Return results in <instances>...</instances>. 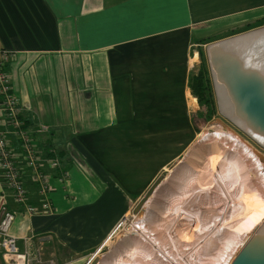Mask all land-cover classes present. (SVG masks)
<instances>
[{"label":"crops","instance_id":"0c3cea01","mask_svg":"<svg viewBox=\"0 0 264 264\" xmlns=\"http://www.w3.org/2000/svg\"><path fill=\"white\" fill-rule=\"evenodd\" d=\"M262 23L264 0H0L21 117L48 127L37 145L49 140L68 173L53 182L48 215L23 213L0 182L20 251L91 264L160 173L195 148V39Z\"/></svg>","mask_w":264,"mask_h":264},{"label":"bare ground","instance_id":"6f19581e","mask_svg":"<svg viewBox=\"0 0 264 264\" xmlns=\"http://www.w3.org/2000/svg\"><path fill=\"white\" fill-rule=\"evenodd\" d=\"M257 32H263L262 34H264V28H261V30L259 31H254L252 34L256 35ZM255 37L256 36H253L249 41L240 42V44L236 42L231 43L230 45V48L232 49L234 54L239 56L241 59H245L243 62H245L246 67L248 68L250 62L253 61L251 53L253 52L254 54H256V56L259 55L258 53L254 52L256 51L254 45H261L262 43V39H259L258 36L256 38ZM261 47L262 49H264V43ZM227 59H230L229 54H227ZM258 62L259 65L262 66L264 71V58L260 57V60H258ZM214 87L216 91L215 93L217 96V102L219 104V112L222 116L225 117L227 116L228 109L231 107V101L228 97V94L225 93L220 81H218L217 83L215 81ZM209 129V131H205L200 135L201 141L198 143L199 146H204L206 144L215 142L216 144L222 146V150H227V156H224L221 152L218 151L214 152V156L211 155V157H208L206 160H201L202 163H197L198 166H200L198 168L202 169L204 172L206 170H209V172L212 171L210 172V181H204L205 183H207L206 187H202L201 185L197 186L196 189L192 188L193 191L188 192L187 196H185V199L181 202L178 211H182L183 216L184 214L194 215L193 213H200V216L198 215L199 220L197 224L189 226L185 225L187 227V230L198 231V229H201L200 232H202L203 235L200 236L201 238H197H204V240L202 241L203 246L200 247L204 248V246L208 245L209 240H211V243L214 244L216 241L219 242V244L217 242L218 246H216L215 252H211L210 255L208 254V258L206 257V262L212 261V264H229V260L236 255L237 251L240 249L242 243L246 240V237H248V235L259 231L264 233V225H260L262 218L264 217V171L257 159L239 141L236 135H234L233 133L231 134V132H228V130L224 129L222 126H212V128L210 127ZM261 143L262 145H264V141H262ZM228 154H231L230 159H233L244 165V167L246 168V172L249 174L247 178L246 175L244 176V174L240 172L241 170H238V167H234V165L233 167H231L230 165L228 166L226 164V161L229 159ZM194 167L183 171V177L186 179L191 178V175L195 170ZM186 179H184V183L185 181L187 182ZM183 182H181V184ZM176 189L178 190V187ZM234 190H236V195H234L233 197L232 193L235 194ZM181 192L182 198L184 195V191ZM213 193L215 195L214 198H212ZM150 201L151 200H149L148 203L144 206V211H146V213L143 212L142 217L138 218L137 227L138 230H141V233L138 235L139 239L138 236H136L138 239L137 243L142 249L148 250V253H150V258L148 260L149 262L151 261V264H182L183 261L175 257L174 254H176V252L173 253V251H168L165 244L169 240V243L171 242L173 244L175 250L177 249V253L179 252L182 255L180 257H184L186 255L188 256L191 254L190 252L193 248H191L189 242L187 243L186 241H184L181 244H178L179 240H177V244L174 242V240L176 239V237L174 238V235L176 234V231L174 229L183 227L181 226V223H178V220L180 219V215L182 213L180 214L179 212H176L175 206L169 209H165L170 213H167V216L163 219L165 220L169 218V221H172L167 228V225L162 224V221L158 222L154 220L155 218H152L151 216L148 217V214L150 212V210L148 209ZM228 202L230 203L228 204ZM221 206L223 207L222 209ZM184 208L186 209L183 210ZM152 214H156L155 209L152 211ZM180 221L183 224L184 220H182V218L180 219ZM150 228H153V230H150ZM207 228H209V231H207ZM215 231L218 235L214 233L211 234ZM147 232H149L150 235H148ZM141 234L144 236V238H142L143 236H140ZM181 236L183 237V235ZM207 236L210 238H207ZM206 238L209 240H207ZM200 239H197L198 241H195L194 239L193 240L197 244ZM146 246H149V248L146 249ZM200 247L198 248L199 250ZM220 247H223V251ZM176 256L178 257V255ZM196 259L198 260V258ZM131 264L144 263L139 261L138 263L132 262Z\"/></svg>","mask_w":264,"mask_h":264},{"label":"rangeland","instance_id":"374dc122","mask_svg":"<svg viewBox=\"0 0 264 264\" xmlns=\"http://www.w3.org/2000/svg\"><path fill=\"white\" fill-rule=\"evenodd\" d=\"M237 26L241 27L240 29H242V30H240L238 28L235 30L214 31L211 29V31H209V32L200 34V36L197 37V39H195V41H194V44L196 45V47H193V50L195 51L193 53L195 62H193L194 66H193V69L191 70L189 90H190L191 96H193V98H192L193 108L192 109L194 112L191 113V117H192V121L194 122L196 134H198L197 139L194 142L195 148L193 150H190V152L186 154L185 158L182 160L183 161L182 164L176 163L175 165L167 168L165 171L160 173V175L158 177H163L164 179H163L161 185L156 190V192L151 197V199H150L151 201H150V204L148 207V209L150 210L148 217L151 216L152 218H155L154 219L155 221H158V222L162 221V224H166L167 228L169 227V224L172 221H169V218H167L165 220L163 219L167 216V213H170V212H167L165 209H167V208L169 209V208L175 206V208H176L175 211L179 212L181 214L182 211H178V210L180 208L181 202L185 199V196H187L188 192H192L194 188L195 189L197 188V186L202 185V187H206L207 183H205L204 181H210V177H211L210 172H212V171L209 172V170L208 171L206 170L204 172L202 169L198 168L200 166H198L197 163H200V162L202 163V161L206 160L208 157H211V155L214 156V152H218V151L221 152L224 156H227V150H222L223 149L222 146H220L219 144H216L215 142L206 144L204 146L203 145L199 146L198 143L201 141L200 135L203 132L209 131L210 130L209 128L210 127L212 128V126H222L223 125L226 127L227 130H230V131L236 133L242 139H244L245 141H247L248 143L252 144L255 147V145L251 141H249L247 139V137L244 136L239 131V129H237L235 126L230 124L228 122V120L226 119V117H224L220 114L219 109H218L217 104H216L217 99H216V95H215V91H214V87H213V83H212V77H211V73H210L209 68H208L207 58H206V54H205V49L209 44L224 40L226 38H229V37H232V36H235L238 34H242L244 32H248L250 30H256V29H260V28L264 27V25L259 26V25L254 24L252 26H246L245 27L246 29H243L244 28L243 25H237ZM233 27H235V26H233ZM201 76L204 77L203 80L209 85L210 92L213 96V105L211 107L207 106L204 100L201 101L200 97L198 95L192 94V91L190 89L191 88L190 86L195 81H197L198 78H201ZM208 92H209L208 90L204 91L205 94H207ZM230 131H228V132H230ZM202 144H203V142H202ZM261 152L264 153V151H261ZM228 156H229V159L226 161V164L228 166L230 165L231 167H233V165H234V167H238V170L239 171L241 170L240 172L242 174H244V176L246 175V178H247L249 176V174L246 172V170H245L246 168L244 167V165H242L240 162H237L233 159H230L231 154L230 155L228 154ZM232 162H233V164H232ZM192 167H194L195 170L193 171L191 178H188V179L184 178L183 177L184 176L183 171H186ZM198 172H200V173H198ZM184 179H186L187 182L185 181V183H184L183 182ZM181 182H183V183L181 184ZM177 187H178V190L176 189ZM181 191H184V195L182 198H181V193H182ZM234 192H235V194L232 193L233 197H234V195H236V190H234ZM214 193H213L212 198H214V196H215ZM203 195H204V193H203ZM213 200H216V199H213ZM229 203L230 202H228V204ZM220 204H222V203H220ZM134 207L135 206H133V208L130 209L129 213L127 215H125L121 221L118 222L115 229L112 231V234L110 235V237L108 239V242L104 243V245L102 246V248L99 251H97L96 253H94L88 257L89 261L92 260L91 264H122V263L123 264H127V263L131 264L132 262L138 263L139 261L144 263V264H151V261L149 262V260H148L150 258L149 257L150 253H148V250L142 249L140 247V245L137 243V240L139 239L138 235L141 233V230H138V227H137L138 216L132 215L131 210H133ZM222 208L223 207L221 206V209ZM154 209L156 211V214H152V211ZM185 209L186 208H184L183 210H185ZM143 212L146 213V211H143ZM143 212H142V214H143ZM163 214H165V215H163ZM193 214L194 215L184 214V216H183V213H182L180 215V219L182 218V220H184L183 224L180 221V219L178 220V223H181V226H183V227L174 229L176 231V234L175 233L174 234L177 235V236L174 235V238L176 237V239H175L176 241L174 240V242L176 244H177V240H179L178 244L179 243L181 244L184 241H186L187 243L189 242V245H191V248H193L192 251L190 252L191 254L188 256L187 255L184 256L185 258L180 257L182 255L179 252L177 253V251H176L177 249L175 250V247L173 246V244L171 242L169 243L168 239H167L168 241L165 243L166 249L168 251H173V253L176 252V254H174V255L176 258H179V260L183 261L182 264H185V263H188V264H196V263L197 264H204V263L205 264H208V263L212 264L211 263L212 261L206 262V257L208 256V254L210 255L211 252H215V248H216V246H218L219 242L216 241L215 242L216 245H215L214 243H211V240L207 239V238H210L207 236L206 239L209 240V244L204 246V248L200 247V246H203L202 241L204 240V238L200 239L201 238L200 236L203 235L202 232H200L201 229H198L199 232L196 230H187L186 229L187 228L186 226L195 225L198 223V220H199L198 218L200 216V213L199 214L193 213ZM163 220L167 221V222H164ZM262 224L264 225V217L262 218L260 225H262ZM151 229L153 230V228H150V230ZM207 231H209V228H207ZM182 232L183 233L185 232V233L183 234ZM180 233H182V234H180ZM213 233L217 234L216 231L212 232L211 234H213ZM147 234L150 235L149 232H147ZM181 235H183V237L184 236L185 237L183 238ZM217 235H214V236H217ZM136 236H138V239ZM140 236L142 237L143 235L141 234ZM197 237H200V238H197ZM142 238H144V236ZM193 239L195 241L197 239H200V240L196 244V242H194ZM215 239H217V238H215ZM151 241H152V239H151ZM91 242H94V240H88V243H91ZM217 242H218V244H217ZM199 247H200V250L198 249ZM147 248H149V246H146V249ZM220 248L222 249L223 247H220ZM194 249H195V251H194ZM222 251H223V249H222ZM202 254H204V255H202ZM176 255H178V257ZM135 256H137V257H135ZM234 257L235 256H233L229 260V264H231L233 262ZM196 258H198V260ZM184 259H186V260H184ZM202 259H204V260H202ZM194 262H196V263H194Z\"/></svg>","mask_w":264,"mask_h":264},{"label":"built area","instance_id":"2783aa9c","mask_svg":"<svg viewBox=\"0 0 264 264\" xmlns=\"http://www.w3.org/2000/svg\"><path fill=\"white\" fill-rule=\"evenodd\" d=\"M11 53L0 50V182L9 191L11 202L28 216L51 214L50 196L54 181L63 184L68 173L61 167L53 149L47 152L37 145L38 139L49 133L48 127H24L22 110L11 94L10 76L6 67ZM35 187L39 205L30 204L25 181ZM14 214L0 209V264H42L40 253L20 251L17 238L10 234ZM27 239H24V241ZM47 264H52L48 262Z\"/></svg>","mask_w":264,"mask_h":264},{"label":"water","instance_id":"95a60500","mask_svg":"<svg viewBox=\"0 0 264 264\" xmlns=\"http://www.w3.org/2000/svg\"><path fill=\"white\" fill-rule=\"evenodd\" d=\"M259 30L261 28L209 44L205 49V54L213 87L215 81L216 83L220 81L231 101V107L225 116L226 119L239 129L255 147L236 133L228 131L238 137L239 141L257 159L264 171V153L261 152L264 151V145L261 143L264 141V71L258 62L260 57L264 58V49L261 47L264 43V34H262L263 32H257L256 35L252 34ZM253 36L262 39V43L261 45H254L256 49L254 52L259 55L256 56L253 52L251 53L253 61L250 62L248 68L243 62L245 59L234 54L230 45L231 43L238 42L240 44V42L249 41ZM227 54L230 55V59H227ZM216 104L219 107L218 102ZM222 127L226 129L225 126L222 125ZM163 179V177H158L138 201L132 210L134 216L142 217L144 206L161 185ZM231 264H264V233L259 231L248 235Z\"/></svg>","mask_w":264,"mask_h":264},{"label":"trees","instance_id":"16d2710c","mask_svg":"<svg viewBox=\"0 0 264 264\" xmlns=\"http://www.w3.org/2000/svg\"><path fill=\"white\" fill-rule=\"evenodd\" d=\"M262 25H264V23L259 24V26H262ZM256 27H257V26H256ZM251 28H252V27H251ZM6 72H7V71H6ZM7 74H8V73H7ZM203 78H204V77H202V76H201V78H198V80L195 81V82L190 86V87H191L190 89H191V91H192V94L198 95V96L200 97V100H201V101L204 100L205 103H206V105L209 106V107H211V106L213 105V96H212V94H211V92H210V87H209V85L203 80ZM10 83H11V81H10ZM11 87H12V85H11ZM206 90L209 91L207 94L204 93V91H206ZM11 94H12L13 96H15L14 93H13V88L11 89ZM15 98H16V97H15ZM21 119H22V117H21ZM22 122H23L24 127H28V126H29V123H27V121H25V119H24V121H23V119H22ZM42 149L44 150V152H47L48 149H53V150H54L53 145L51 144V142H49V140H48L47 143H45V144L43 145ZM54 151H55V150H54Z\"/></svg>","mask_w":264,"mask_h":264}]
</instances>
